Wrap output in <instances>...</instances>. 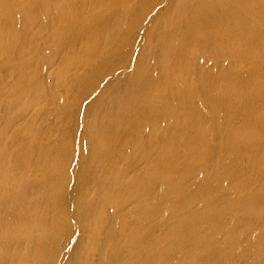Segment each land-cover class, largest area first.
Returning a JSON list of instances; mask_svg holds the SVG:
<instances>
[{
    "label": "bare ground",
    "instance_id": "6f19581e",
    "mask_svg": "<svg viewBox=\"0 0 264 264\" xmlns=\"http://www.w3.org/2000/svg\"><path fill=\"white\" fill-rule=\"evenodd\" d=\"M1 1L3 4L0 5V57L3 56V59L0 81L10 74V70L16 75L17 85L31 77V72L34 71V68L30 69L33 63L31 57L37 55L34 53L41 41L37 42L39 38L36 34L33 37L30 35L25 38L27 42L30 41L27 45L23 36H17L14 30L15 23L19 29L32 31L33 23L39 28L40 24L49 17L50 12L55 15L57 21L56 25L50 27L51 32H58L56 38H64L66 34L75 30L81 33L76 35L77 42L59 57L60 69L54 73L55 77L62 78L60 81L54 80L55 83L57 81L56 87L59 91H68L72 86L75 88V84L82 77L83 74L70 71L71 67H75L74 65L84 66L87 72L93 69V74L96 76L93 78H97L100 73L104 74L102 72L105 70L96 66V63L105 61L104 56L112 47L113 50L114 46L120 47L122 44L126 47L125 44L138 34L137 30L143 39L141 43L144 48L138 58L137 70L132 76L128 75V81L126 80V84L122 85L123 92L118 95L113 90L104 95L98 104L102 107L107 106L105 115L102 116L104 113L101 115V112L97 113V109V114H94L93 119L88 120L86 124L89 137L87 140L91 145L89 165L86 167L91 178L87 177L86 182L91 190V200L75 198L76 205L80 207L77 214H81L79 227L84 237L81 233L82 244L77 245L79 259L69 263L66 258V264H171V260H167L164 254L165 250L171 249V245L159 236L154 237L146 222L156 214L154 210L160 209L164 203H170L169 201L172 200L170 197L175 195L177 190L182 193L181 198L188 201V197L184 196L182 191L183 179L193 173L194 163L209 167L208 177L197 184L198 191H202H199L197 197L195 196V199L204 202L205 206L201 210H192L179 217L178 221L173 223L169 235L176 236L181 243L186 242L189 247L191 243L198 242L208 245L207 252L211 254L205 264H264V0H123L121 3H116L114 0H64V4L59 6L56 2L60 0ZM158 5H161L159 9ZM15 7L17 13L20 12L18 18H15V12L11 11ZM42 10L46 11L43 13ZM88 12L89 15L86 16ZM84 22L89 23L88 30L80 28ZM54 27L56 28L53 29ZM38 28H33L34 32ZM84 31L85 33H82ZM13 41L18 44H11L14 43ZM100 42L110 43L105 45L107 52L101 54L103 47ZM133 44L138 45L136 42ZM204 48L208 52L199 53ZM206 54L215 57L208 70L202 69L205 61L202 55ZM44 56L45 54L42 57ZM98 57L102 60L94 62ZM13 58L18 60L21 68L12 65ZM6 64L12 67H4ZM106 70L108 72V69ZM88 74L90 76V72ZM89 79L88 77V81ZM22 86L14 92L12 90L8 101L10 111L5 100L4 104L8 108V112L4 113L6 124L4 128L0 126V189L10 187L15 192L12 196V203L15 205L11 209L12 222L8 223L0 219V264H55V258L60 257L62 261L65 257L60 247V225L66 223L62 216L63 209L71 206L70 202H66L63 207L57 204L65 188V182L60 178L61 171L56 174L62 159H60L61 145L55 143L54 146L47 142V138L45 140L38 137V133L35 134L34 129L31 130L29 127L32 124L29 120L12 137L18 140L23 134L31 135L33 144L29 143L33 145L32 148L26 151L27 148L24 147L23 150L10 152L5 150L6 146H3L8 137V130L13 127L16 112L34 105V101L37 100L28 97V92ZM40 86L35 87V91L36 88L38 91L43 88ZM8 89L11 88L0 86V93ZM58 92L55 95L58 96L57 99L61 97ZM84 92L82 94L91 91ZM199 97H203L206 101L204 102L207 103L208 110H211V115L208 112V115L204 114L202 118L200 115L198 117L200 122H197L195 112L200 108L197 109L198 101H201ZM76 104H73L75 110L76 106L78 108ZM27 110L28 108L25 111ZM250 110H253L254 118L249 116ZM238 119L243 126L236 128L237 131L231 127L226 129V125L229 123L232 125V122ZM206 120H210V123L216 121L215 124L219 122L217 126L221 127V131L207 130L209 122L207 123ZM48 132L50 130L47 134ZM42 135L44 134L41 132ZM68 137L66 141L70 139ZM239 137L244 139L242 148L231 149L234 139L237 140L236 138ZM216 141H221L224 145L216 149ZM10 142L13 145V142ZM15 144L18 146L17 141ZM72 146L74 147V144ZM35 148H41V152L37 151L41 159L36 166L40 168L41 174L37 175L36 197H33L35 195L30 197V194H25L21 188L26 179L25 172L31 164L28 158L29 152ZM75 150L77 151V148ZM217 158L219 165L215 167L210 162ZM85 161L86 159L83 164ZM33 165L34 163L31 166ZM132 171L133 173L129 174ZM98 174L101 175L99 182L95 181ZM90 179L94 182L92 188L88 185ZM252 180L257 183L255 189L250 188ZM225 192L233 193L234 198L229 199L230 207L223 210L221 206L225 198L221 199L220 195ZM218 196L221 198H217ZM98 197L101 198L99 201ZM131 199L137 200V206L130 214L131 221L127 223L124 219L125 206ZM0 204L2 209L4 203L0 202ZM237 205L246 206L250 213V221L260 228L257 233L251 234L247 243L242 244L240 249L234 248V252L230 254L227 252L230 245H226L221 254L216 255L217 248L214 246L219 243L217 236L213 232L206 235L199 233L200 227L204 223L231 214L233 207ZM179 213L181 211L178 204L167 207V216L170 218H175L174 216ZM238 234L236 230L232 232L234 247V239H238L236 236ZM126 236L130 238L127 242L121 243L122 238ZM135 246L139 247L137 251L134 250ZM181 253L178 261H174L177 264L183 262L185 252ZM236 254H240L241 263L234 261ZM201 255L202 253L200 255L196 253L191 257L192 264H201Z\"/></svg>",
    "mask_w": 264,
    "mask_h": 264
},
{
    "label": "rangeland",
    "instance_id": "374dc122",
    "mask_svg": "<svg viewBox=\"0 0 264 264\" xmlns=\"http://www.w3.org/2000/svg\"><path fill=\"white\" fill-rule=\"evenodd\" d=\"M32 1V0H30ZM37 1V0H34V2ZM46 1V0H44ZM123 0H114V2L116 3H121ZM13 2V1H11ZM3 4L2 1L0 0V5ZM61 4H64V0H60L58 2H56V5L59 6ZM161 7V5H158V9ZM157 10V9H156ZM11 11H14V16L15 18H18L20 12L17 13V7H15L14 9H12ZM46 10H42V12L44 13ZM52 15V16H51ZM89 15V12L86 14V16ZM30 16V15H29ZM29 18V17H28ZM48 19V20H47ZM52 19V21H51ZM56 17L55 15L50 12L49 14V17H47L43 22L42 24H40L39 28L37 25H35V23H33L32 25V31L31 30H23V29H19L18 28V25L15 23V32L17 34V36L21 37L23 36L24 38V41L28 44H30V41L27 42V40L25 39L26 37L30 36V37H33L35 36L36 34V37L39 38L37 39V42H40L38 43L39 45L38 46V49L36 51V53H34V55L36 56H32L31 57V60H32V68L30 69H33L34 71H32V75L30 78L26 79L25 82L21 83L20 85H17L16 82H18L16 78V75H14L15 73H11V70H10V74H8L7 76H5L1 81L5 80L4 82L0 83V86L1 87H6V86H9V88H11L10 90H6L4 91L3 93H0V102H2V104H0V107L3 106L1 109H5V110H1L0 109V126L3 127L4 124H6V120L4 121V113L7 111L8 112V108L7 106L4 104V102L7 101V104H8V101H9V97L10 95L12 94V90L13 92L15 90H18L20 89V86L23 85L22 87L24 88V90H26L28 92V97L30 98H34V99H37L36 102L34 101V105H30L28 106V110L25 111L26 109L24 110H20V111H17L16 112V119L14 121V124H13V127H11L10 129L11 130H8V139L6 138L5 139V143L3 146H6L5 147V150H8L10 152H17L18 150H23V148H27L26 151H28V148H32L33 145H31L30 143L33 144V142L31 141L33 138H31V135L29 134H23L20 136V139L18 138L17 139H14L12 137V135L14 136L16 133H18V130L21 126L24 125V123L28 122L29 120L32 121V124L31 126H29L31 128V130H33V132H35V134H37V136L41 139H45L47 138V142L50 143V144H54L55 143L60 146L61 148V154L62 156H60V159L64 158L63 160L61 159V163H60V166L59 168L56 170V174H58L60 171H61V179H63V181L65 182V188L63 189L60 197L58 198L57 200V204L60 205L61 207H63L65 204H67L66 202H70L71 206H68L66 208H62L63 211H62V216H64V219L66 220V223H63L60 225V229H61V235H60V238H61V241H60V247H61V251H62V254L64 257V259L61 261L60 257L58 258H55V264H66V258L69 260V263L76 260V259H79V251L77 249V245L79 244H82L80 242V240L82 239L81 238V233L80 230H81V227H79L80 223H81V214L78 213L77 214V211L79 210V206L76 205L75 203V198H82V199H87V200H91V190L87 187V182L86 180L89 178H91V174L88 175V171H87V166L89 165V158L91 156V145H90V142L88 141L89 140V137H88V134H87V131H86V124H88V122L90 120L93 119L94 117V114L96 115L97 113H100L102 116L105 115L106 113V108L107 106L105 107H102L99 106V101L104 97V95L106 96L107 93H110L111 91L115 92L116 94L120 95L122 92H123V87L122 85H125L126 82L128 81L129 79V76H132V74H134V72H136L137 70V65L139 63V59L140 58V53H142L143 51V43L142 42V38L140 37V32L139 30L138 31V34H136L132 39L131 41L124 47L123 44L120 45V48L119 45L118 47L117 46H114V50H113V47L108 51V55L106 54L104 57L107 59H104L105 61H99V63L97 62L96 63V66H99V67H102L103 71L102 73L104 74H99L97 76V78H102V79H97V78H93V77H96L95 74H93V69L92 71H88L85 70L86 68L84 66H78L77 65H74L70 71L72 70L73 72H78L79 74H83L84 75V78H83V75L82 77L77 81V83L75 84V88H73L74 86H72L71 88L72 89H69L68 91L65 90H61L59 91V89H57L56 87V83L54 80H58L60 81L62 78L57 76L55 77L54 73L58 72V69H60V65H61V62H60V56L66 52L67 50L66 49H69L71 47V45L75 42H77V36L76 35H79L81 33H79L78 30H75L73 32H69L68 34L65 35L64 38H56L58 37L57 33L58 32H51V29L50 27L53 26V25H56L55 23L57 22L56 20ZM27 22V20H26ZM147 24V22H146ZM43 27H42V26ZM37 26V27H35ZM89 23H85L80 27L81 29L83 30H88L89 29ZM33 28H38L37 31L34 32V29ZM56 27H54L53 29H55ZM70 28V27H69ZM23 30V31H22ZM46 32V33H45ZM48 32H50L48 34ZM74 32L76 33L74 35ZM42 33V34H41ZM82 33H85L82 32ZM46 34V35H45ZM70 34V36H69ZM45 36V38H44ZM72 36V37H71ZM44 38V39H43ZM71 38V39H70ZM139 39V41H138ZM45 42H44V41ZM8 41V40H7ZM24 41L22 40V42L24 43ZM43 41V43H42ZM14 43H11V44H18V42H15L13 41ZM138 43V45H135L133 43ZM44 45H42V44ZM102 47L104 48V52H103V48L101 49V54L102 53H105L107 52L106 51V48H105V45H108L110 43L108 42H105V43H102L100 42ZM99 43V44H100ZM108 43V44H107ZM141 43V44H140ZM20 44V43H19ZM42 46H41V45ZM66 45V46H65ZM104 45V46H103ZM133 45V46H132ZM141 46V47H140ZM145 46V45H144ZM68 47V48H67ZM134 49H133V48ZM139 49H138V48ZM41 48L43 50H41ZM45 48V49H44ZM77 48V47H75ZM119 48V50H118ZM146 48V47H145ZM65 49V50H64ZM61 50V52H60ZM116 50V52H115ZM130 50V51H129ZM137 50V51H136ZM15 51V50H14ZM41 51V52H39ZM113 51V52H112ZM203 51V52H202ZM200 51L199 53H202V54H205L206 52H208L205 48ZM205 51V52H204ZM112 52V53H110ZM121 52V53H120ZM53 53H55L53 55ZM126 53V54H125ZM45 54L44 57H42L43 55ZM47 55V56H46ZM127 55V57H126ZM11 56V55H10ZM16 55L14 54L13 57H15ZM41 56V57H40ZM49 56H50V60H49ZM109 56V57H108ZM121 56V57H120ZM203 57H205V61H204V64H202V69H205V70H208L211 68V64L213 63V59L215 57H209L208 54L206 55H202ZM12 57V56H11ZM48 57V58H47ZM56 57V58H55ZM111 57V59H109ZM113 57V58H112ZM9 58V56L7 57ZM59 58V59H58ZM101 57H98L97 60H95L94 62L98 61V60H102L100 59ZM119 58V59H118ZM137 58V59H136ZM2 59H3V56L0 57V68L2 67L1 65V62H2ZM14 59V58H13ZM113 59V60H112ZM133 59V60H131ZM50 62H49V61ZM111 60V62L109 61ZM138 60V61H137ZM210 62H209V61ZM42 61V62H41ZM207 61V63H205ZM105 62H106V65H105ZM109 62V64H108ZM114 62V63H113ZM138 62V63H137ZM43 63V64H41ZM113 65H112V64ZM210 63V65H209ZM19 62L18 60L14 59V62H13V66L16 65L17 68H21V66H19ZM35 64V65H34ZM37 64V65H36ZM101 64V65H99ZM43 65V66H42ZM105 65V66H104ZM112 65V66H111ZM39 66V67H38ZM4 67L6 68H9V67H12L11 65L9 64H6L4 65ZM42 67V68H41ZM106 67V68H104ZM112 67V68H111ZM205 67V68H204ZM14 68V67H13ZM38 68V69H37ZM41 68V69H40ZM57 68V69H56ZM80 68V69H79ZM110 68V69H109ZM122 68V69H121ZM127 68V69H126ZM136 68V69H135ZM79 69V70H78ZM108 69V72L107 70ZM112 69V70H111ZM39 70V71H38ZM41 70V71H40ZM43 70V72H42ZM85 70V71H83ZM111 70V72L109 71ZM120 70H124L123 72ZM127 70V71H126ZM71 71V72H72ZM131 71V72H130ZM85 72V73H84ZM90 72V76H89V73ZM117 72V73H116ZM130 72V73H129ZM35 73V74H34ZM87 73V74H86ZM93 74V76L91 77V75ZM114 74V75H113ZM115 74H118V75H115ZM14 75V76H13ZM39 75V76H37ZM40 75L42 76L40 78ZM44 75V76H43ZM50 75V76H49ZM90 78L89 81H88V77ZM127 77H126V76ZM129 75V76H128ZM48 76V77H47ZM38 77V78H37ZM50 77V79H49ZM55 77V78H54ZM59 77V78H58ZM115 77V78H114ZM46 78V79H45ZM53 78V80H52ZM119 80H118V79ZM39 79V80H38ZM96 81H95V80ZM14 80V81H13ZM17 80V81H16ZM31 80V81H30ZM43 80V81H42ZM93 80V81H92ZM101 80V81H100ZM115 80V81H114ZM125 80V81H124ZM127 80V81H126ZM0 81V82H1ZM40 81V82H39ZM48 81V82H47ZM98 81H100L98 83ZM110 81V82H108ZM117 81H120L117 82ZM123 81V83H122ZM33 82V83H32ZM39 82V83H38ZM92 82V84H91ZM105 82V83H104ZM31 83V84H30ZM35 83V84H34ZM41 83V84H40ZM54 83V84H53ZM79 83V84H78ZM82 83V84H81ZM94 83V84H93ZM107 83V84H106ZM125 83V84H124ZM26 87H25V85ZM81 84V85H80ZM86 84V85H85ZM102 84V85H101ZM105 84V85H104ZM113 84V85H112ZM11 85V86H10ZM13 85V86H12ZM33 85V86H32ZM36 85V86H34ZM41 85V86H40ZM51 85V86H50ZM84 85V86H83ZM88 85V86H87ZM91 85V86H90ZM96 85V86H94ZM101 85V86H100ZM183 85V84H182ZM40 86V88H42L40 91L37 90L36 88V91H35V87H38ZM53 86V87H52ZM80 86H83L80 88ZM87 86V87H86ZM90 86V88H89ZM110 86V87H109ZM16 87V88H15ZM56 87V88H55ZM92 87V88H91ZM122 87V89L120 88ZM47 88V89H46ZM91 91V92H86V91H89L88 89ZM116 88V89H115ZM120 88V89H119ZM22 89V88H21ZM34 89V90H33ZM94 89V91L92 92V90ZM96 89V90H95ZM30 90V91H29ZM59 92H58V91ZM77 90H82V91H77ZM105 90V91H104ZM47 91V92H46ZM50 94H49V92ZM88 93V94H86ZM56 92H58V95H60L59 97L61 98H58L60 100L57 99V97L55 96L56 95ZM62 92V93H61ZM66 92H70V93H66ZM85 93V94H82V93ZM101 92V93H100ZM106 94H104V93ZM7 93V95H6ZM33 93V95H31ZM40 93V94H39ZM55 93V94H54ZM64 93V94H63ZM76 93V95H75ZM91 93V94H90ZM96 93V94H95ZM100 93V94H99ZM217 93V92H216ZM3 94V96H2ZM48 94V96H47ZM52 95V97H51ZM62 95H65V96H62ZM92 95V96H91ZM97 95V96H96ZM54 96V97H53ZM74 96V97H73ZM77 96L78 97V101H77ZM4 97V98H3ZM64 97V98H63ZM69 97V98H68ZM73 97V98H71ZM86 97V98H85ZM44 98V99H43ZM48 98V99H47ZM50 98V99H49ZM90 98V99H89ZM66 99H69V101ZM89 99V100H88ZM201 99V101H198V106H197V109L196 110V114H195V120L197 122H200V119H198V117H200L201 115V118L204 114H210L211 110L209 111V107L207 105V103H205L206 101L202 98L199 97V100ZM6 100V101H5ZM56 100V101H55ZM58 100V101H57ZM65 100V101H64ZM81 100V101H80ZM87 100V101H86ZM38 101V102H37ZM96 101V102H94ZM203 101V102H202ZM205 101V102H204ZM41 102V104H40ZM56 102V103H55ZM59 102V103H57ZM63 102V103H62ZM82 104H81V103ZM85 102V103H84ZM56 106H55V104ZM69 103V104H68ZM77 103V104H76ZM205 103V104H204ZM4 104V105H3ZM53 104V105H52ZM78 105V108L76 106V110H75V106H71V105ZM80 104V106H79ZM201 104V105H200ZM9 105V104H8ZM83 107H82V106ZM34 106V107H33ZM42 106V107H40ZM64 106V107H63ZM86 106V107H85ZM204 106V107H202ZM207 106V107H206ZM37 107H40L37 109ZM82 109H81V108ZM64 108V109H63ZM69 108V109H68ZM71 108H73L72 110H70ZM110 108H112V106H110ZM31 109V110H29ZM34 109V110H33ZM41 109V111L39 110ZM48 109V110H47ZM53 109V110H52ZM61 109V110H60ZM97 109H98V112H97ZM104 109V111H103ZM202 109V110H201ZM206 109V111H205ZM37 110V111H36ZM42 110H44L42 112ZM83 110V111H82ZM9 111H10V105H9ZM25 111V113H24ZM40 111L38 114L37 112ZM48 111V112H47ZM53 111V112H52ZM55 111V112H54ZM62 111V112H61ZM103 111V112H102ZM252 111V112H251ZM6 112V113H7ZM22 112V113H21ZM36 112V114H35ZM42 112V113H41ZM45 112V114H44ZM52 112V113H51ZM78 112V113H77ZM85 112V113H84ZM95 112V113H94ZM97 112V113H96ZM202 112V113H201ZM205 112V113H204ZM249 112V116L252 118H254V115H253V110H250L248 111ZM26 113H29L26 115ZM33 113V114H32ZM41 113V114H40ZM48 113V114H47ZM50 113V114H49ZM75 113V114H74ZM34 116H32V115ZM64 114V115H63ZM71 114V115H70ZM73 114V115H72ZM93 114V115H92ZM207 114V115H208ZM19 117H18V116ZM26 115V116H25ZM29 115V116H28ZM40 115V116H39ZM46 115V116H45ZM57 115V117H56ZM59 115V116H58ZM61 115V116H60ZM75 115V116H74ZM35 116L37 117V121L35 119ZM52 116V119H50ZM55 116V117H54ZM63 116V117H62ZM73 116V117H71ZM84 116V117H83ZM89 116V118H88ZM22 117V118H21ZM42 117V118H41ZM44 117V118H43ZM49 117V118H48ZM59 117V118H58ZM91 117V118H90ZM21 118V119H20ZM41 118V119H40ZM46 118H48V120H46ZM55 118V119H54ZM57 118V119H56ZM62 118V119H61ZM64 118V119H63ZM73 118L75 120H73ZM79 118V120H78ZM27 119V120H26ZM34 119V121H33ZM39 119H40V122H39ZM61 121H59V120ZM240 119V117H239ZM239 119L232 122V125H230V123L228 125H226V129H228L229 127H231L234 131H237L236 128H239L241 126H243V123L239 122ZM3 120V121H1ZM73 120V121H72ZM82 120V121H81ZM89 120V121H88ZM23 121V122H20ZM36 121V122H35ZM41 121H42V124H41ZM48 121V122H47ZM51 121V122H50ZM3 122V123H2ZM196 122V124H197ZM206 122L208 123L206 129L209 130V131H216V130H219L221 131V127H219V125L217 126V124H219V122H217L215 124V122H211L210 123V120ZM3 125H2V124ZM36 123V124H35ZM40 123V125H39ZM46 123V124H44ZM55 123V124H54ZM64 123V124H63ZM206 123V124H207ZM235 123V124H234ZM237 123H238V127H237ZM242 125H241V124ZM16 124V125H15ZM51 124V126H49ZM53 124V125H52ZM62 126H60V125ZM81 124V125H80ZM200 124V123H199ZM198 124V125H199ZM39 125V126H38ZM45 125V126H44ZM48 125V127H47ZM56 125V126H55ZM216 125V126H215ZM16 126V127H15ZM78 126V127H76ZM212 126V127H211ZM234 126L235 129H234ZM15 127V128H14ZM35 127V128H33ZM38 127V128H37ZM41 127L42 131L40 130ZM53 129H51V128ZM67 127V128H66ZM70 127V128H68ZM210 127V128H209ZM215 127V128H214ZM4 128V127H3ZM14 128V129H13ZM46 128V129H44ZM58 128V129H57ZM75 128V129H74ZM219 128V129H218ZM37 129V131L35 130ZM40 131H39V130ZM66 129V130H65ZM69 129V130H67ZM13 130V131H12ZM45 130H50V132H48L49 134H47V131ZM54 130V131H53ZM62 130V131H60ZM71 130V132H69ZM73 130V131H72ZM10 131L12 133H10ZM44 131V132H43ZM65 131V132H64ZM78 131V132H77ZM41 132L42 134H46V136L42 135L41 136ZM53 135H52V133ZM56 132V133H55ZM58 132V133H57ZM76 132V134H75ZM10 133V134H9ZM60 133V134H59ZM64 133H68V134H64ZM80 133V134H79ZM71 134V135H70ZM82 134V135H81ZM10 135V136H9ZM50 137H48V136ZM52 135V136H51ZM64 135V136H63ZM81 135V136H80ZM24 136V137H23ZM69 136V137H68ZM22 137V138H21ZM59 137V138H57ZM65 137V139H64ZM70 138V139H67L68 141H66V138ZM74 137V138H72ZM86 137V138H85ZM238 137V136H237ZM50 138V139H49ZM57 138V139H56ZM83 138V139H82ZM12 139V140H10ZM54 139V140H53ZM62 139V140H60ZM88 139V140H87ZM237 140L234 139V142L235 144L232 143V148L231 149H236V148H239L241 149L243 144H244V139L242 138H236ZM241 139V140H239ZM29 140V141H28ZM73 140V141H72ZM82 140V141H81ZM13 142V145H11V142ZM16 141H17V145L16 146ZM52 141V142H50ZM66 141V142H65ZM75 141V142H74ZM237 141V142H236ZM243 141V142H242ZM30 142V143H29ZM62 142V143H61ZM66 143V144H63ZM89 142V143H88ZM219 142V143H218ZM21 143V144H20ZM61 143V144H60ZM74 144V147L72 146ZM238 143V144H236ZM29 144L31 146H29ZM63 144V145H62ZM76 144V145H75ZM219 144V145H218ZM27 145V146H26ZM222 145H224L223 142L221 141H216L215 143V148L218 149V147H221ZM242 145V146H241ZM233 146H236V147H233ZM21 149H20V148ZM73 147V148H72ZM24 148V149H25ZM66 148V150H65ZM69 148V149H68ZM77 148V151L75 150ZM89 148V149H88ZM37 149V150H36ZM41 148H35V150H31L30 155H29V161H30V168H28V171L25 172V181L23 183V187L21 188V191L27 195H29L30 197H32L33 195L36 194V191H37V187H38V177L37 175L38 174H41V170L40 168L36 167L38 166L39 162H40V157H38V153L41 152L40 150ZM74 149V150H72ZM230 149V150H231ZM64 150V151H63ZM89 150V151H87ZM39 151V152H37ZM67 151H69L68 153H66ZM72 153H71V152ZM79 151V152H78ZM82 151V152H81ZM87 151V152H86ZM64 152V153H63ZM76 152V153H75ZM90 152V153H89ZM216 152V150L214 151ZM27 153V154H29ZM66 153V154H65ZM90 155H89V154ZM64 154L66 156H64ZM85 154V156H84ZM214 154V153H213ZM74 155V157L72 156ZM78 155V156H77ZM215 155V154H214ZM69 156V157H68ZM76 156V157H75ZM89 156V157H88ZM218 158H219V155H217ZM68 157V158H67ZM71 157V159H70ZM39 158V159H38ZM82 158V160H81ZM218 158L213 161V162H210L212 163V165L214 164L215 167H218L219 163H218ZM67 159V160H65ZM84 159H86L85 161V164L84 163ZM1 160V158H0ZM33 160V161H32ZM74 160H77V161H74ZM88 160V161H87ZM68 161V163H67ZM79 161V162H78ZM82 161V163H81ZM37 162V163H36ZM63 162V164H62ZM72 162V163H71ZM76 162V163H75ZM216 162V163H215ZM34 163V167L31 166L32 164ZM67 163V164H66ZM79 163V164H77ZM208 163V165L210 164ZM70 164V165H69ZM72 164V165H71ZM74 164V166H73ZM82 164H83V167H82ZM124 164V162L122 161V165ZM67 165V166H66ZM76 165V166H75ZM81 165V166H80ZM205 165V164H204ZM203 166H200L198 165V163H194L192 164V170H193V173H191V175H188L186 176L183 180V186L182 187V191L183 193L185 194L184 196H187L188 197V201L187 200H183L181 198L182 196V193L177 190L175 192V195L171 196L170 198L172 200H170L169 202L170 203H164L162 204V206L160 207V209L158 210H154V212H156V214H154V216L150 217V219H148V221L146 222V226L150 229L149 231L153 234L154 237L157 238V236L164 239V242H168L169 245H171V249H167L164 251V254H165V257L167 258V260H171L170 263L171 264H177V262H174V261H178V258L179 255H181L182 253L181 252H185L184 254V259H183V262H181L180 264H192L193 263V259L191 257H193L194 255H196V253H198V255H200V253H202V255L200 256V262L201 264H205L207 261H208V258L210 257V254L211 253H208V249H209V246L208 245H204L202 243H191V246H187L186 242L181 243L180 240H178L176 238V236H170V232H171V228L173 226V223L178 221L179 217H182L183 215H185L186 213L188 212H191L192 210H201L202 208H204L205 204H203L204 202L200 201L199 199H195V196L197 197L199 191L201 192L202 190H199L198 191V186L197 184L200 183L202 180L206 179L208 177V171H209V167H207V165H205V167ZM63 167V169L61 168ZM79 167V168H78ZM35 169V173L33 172V170ZM66 168V170L64 169ZM75 168V170H74ZM82 168V169H81ZM33 169V170H31ZM68 169V170H67ZM70 169V171H69ZM27 170V169H26ZM30 170V171H29ZM59 170V171H58ZM63 171V173H62ZM76 171V172H75ZM81 171V172H80ZM33 172V173H31ZM38 172V173H37ZM40 172V173H39ZM73 172V173H71ZM84 172V173H83ZM69 173L71 175H69ZM83 173V174H82ZM132 172H129V174H132ZM32 174V175H31ZM76 174V175H75ZM85 175V176H84ZM74 176V177H73ZM100 174H98L97 178L95 179V181H98L99 182V178H100ZM72 177V178H71ZM79 177V178H78ZM84 177V178H83ZM88 177V178H87ZM76 179V180H75ZM75 180V181H74ZM82 182H81V181ZM78 182V183H77ZM86 182V183H85ZM90 182V183H89ZM251 182V181H250ZM77 183V184H76ZM253 183V184H252ZM252 183H250V188L251 189H255L256 186H257V183L255 180H252ZM93 180L90 179L88 181V185L90 188H92L94 185ZM259 186V185H258ZM28 188V189H27ZM18 189V188H17ZM23 189V190H22ZM30 189V190H29ZM66 189V190H65ZM160 189V188H159ZM19 190V189H18ZM29 190V191H28ZM82 190V191H81ZM88 190V191H87ZM94 189H92L93 191ZM0 202H3L4 203V206L2 209H0V219H3L5 220V222H12V214H11V209L15 206L13 203H12V196L15 195V192L10 188V187H7V188H2L0 189ZM8 191V192H7ZM12 192V193H11ZM29 192V193H28ZM33 193V194H32ZM158 190H157V194H158ZM12 194V195H11ZM71 194V195H70ZM227 196H225V195ZM80 196V197H78ZM178 196V197H177ZM220 196L221 197H217V198H221V199H224L222 201V206L221 208L224 210V209H227L230 207V200L229 199H232L234 198L233 196V193L230 194V192H225V193H222ZM6 197V198H5ZM33 197H36L33 196ZM98 201L101 199L100 197L97 198ZM190 200V201H189ZM134 201V202H133ZM185 201V202H183ZM11 202V203H10ZM10 203V204H9ZM171 204H178L179 205V209L181 211V213H179L177 216H174L175 218H170V216H167V207L170 206ZM1 205V204H0ZM8 205V206H7ZM137 206V200L135 199H131V200H128L127 201V204L125 206V216H124V219H125V222H130V214L132 213V211L135 210ZM73 208V209H72ZM233 212L231 214H228L226 216H223V217H220L219 219L217 220H214V221H209L207 223H204L203 226L200 227V231L199 233H203V235H206L207 233H211L213 232L216 236H217V239L219 241L218 245L214 246V248H217V251H216V255H220L224 248V246L226 245H230L228 246V253H233L234 252V248L236 249H240V247L242 246V244L244 243H247V239L249 237H251V234H254V233H257L260 226L259 225H256L254 224V222H251L250 221V213L248 211V209L246 208V206H243L241 205L239 207V205L237 206H234L233 207ZM75 215V216H74ZM161 215V216H160ZM74 216V218H73ZM228 218V219H227ZM155 223V224H154ZM154 224V225H153ZM159 226H158V225ZM175 224V223H174ZM232 227V228H231ZM77 228V229H76ZM236 230L238 231V235L237 238L238 239H234L235 241V247L233 246L232 242H233V239L232 238V232ZM82 236L84 237V234L82 233ZM169 236V237H168ZM150 237V236H149ZM76 238V239H75ZM130 237L129 236H126V237H123L122 238V241L121 243H125L127 242V240L129 239ZM187 238V237H186ZM184 238V239H186ZM166 240V241H165ZM194 245V246H193ZM72 246V247H71ZM174 246V247H173ZM187 246V247H186ZM193 246V247H192ZM210 246H212V244H210ZM184 247V248H182ZM189 247V248H188ZM173 248V249H172ZM188 248V249H187ZM139 249V247L137 248L135 246L134 250L137 251ZM181 253V254H180ZM74 255V256H73ZM204 255V257H203ZM73 256V257H72ZM173 261V262H172ZM234 261L237 262V263H241L242 262V259L240 257V254H236L234 256Z\"/></svg>",
    "mask_w": 264,
    "mask_h": 264
}]
</instances>
